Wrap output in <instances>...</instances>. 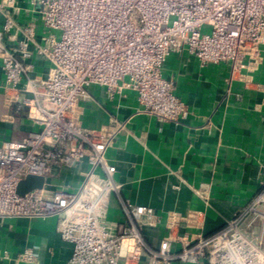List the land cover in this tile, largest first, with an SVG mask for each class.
I'll return each mask as SVG.
<instances>
[{"label":"built area","instance_id":"1","mask_svg":"<svg viewBox=\"0 0 264 264\" xmlns=\"http://www.w3.org/2000/svg\"><path fill=\"white\" fill-rule=\"evenodd\" d=\"M22 11L36 20L21 22ZM0 17L3 105L16 112L34 108L39 126L19 141L0 142V219L57 217L62 239L73 244L66 264H120L126 240L132 252L124 264H139L146 253L147 264H264V187L212 235L204 234L203 212L169 211L167 233L151 248L143 219L158 227L162 214L128 200L122 203L126 221L112 232L101 219L124 184L107 153L129 119L86 128L81 105L89 89L100 86L111 96L135 92L136 114L187 118V104L163 73L167 59L179 51L203 67L227 62L231 79L249 86L251 72L264 60V0H0ZM37 57L49 64L45 76L34 75ZM2 121L14 123L16 114ZM82 163L87 171L75 190H49L54 168ZM30 175L44 176L45 186L21 196L18 186ZM193 191L208 203L207 188ZM2 258L35 261L31 249L14 256L5 251Z\"/></svg>","mask_w":264,"mask_h":264},{"label":"crops","instance_id":"2","mask_svg":"<svg viewBox=\"0 0 264 264\" xmlns=\"http://www.w3.org/2000/svg\"><path fill=\"white\" fill-rule=\"evenodd\" d=\"M19 19L36 20L25 11ZM3 23L0 17V28ZM34 66L36 76H45L49 69L48 62L40 57L35 58ZM242 72L247 74L248 70ZM163 73L174 82L175 94L187 104V118L164 121L147 113L136 114L139 103L136 93L130 90L111 96L106 88L94 86L81 102L82 124L86 128L99 129L113 118L129 119L107 153L108 160L117 166V179L124 189L120 196L112 195L101 222L115 233L126 221L124 201L154 207L162 214V223L151 227L144 218L142 226L147 244L154 249L167 233V212H203L204 234L212 235L224 228L264 187V60L251 72L249 86L239 77L231 79L229 63L203 67L187 51L173 53ZM0 85H4L1 69ZM8 113L16 114L14 123L2 121ZM36 117L34 108L25 107L18 112L6 109L2 94L0 142L19 141L38 130ZM86 171L85 163L71 169L54 168L47 179L48 188L75 190ZM204 187L208 203L193 191ZM57 224L54 216L0 219V253L6 251L14 256L31 249L35 258L33 263L2 258L0 264H66L72 256L73 244L62 239ZM131 245V240L125 241L120 264L131 255ZM147 263L146 253L139 264Z\"/></svg>","mask_w":264,"mask_h":264},{"label":"water","instance_id":"3","mask_svg":"<svg viewBox=\"0 0 264 264\" xmlns=\"http://www.w3.org/2000/svg\"><path fill=\"white\" fill-rule=\"evenodd\" d=\"M45 181L44 176L30 175L20 182L17 192L19 195L23 196L35 189H41L45 186Z\"/></svg>","mask_w":264,"mask_h":264}]
</instances>
